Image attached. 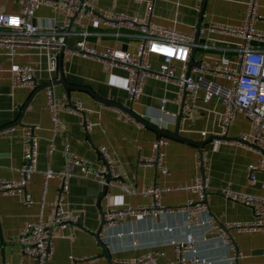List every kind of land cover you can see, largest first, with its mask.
Here are the masks:
<instances>
[{
    "label": "crops",
    "instance_id": "0c3cea01",
    "mask_svg": "<svg viewBox=\"0 0 264 264\" xmlns=\"http://www.w3.org/2000/svg\"><path fill=\"white\" fill-rule=\"evenodd\" d=\"M95 9L104 12L108 20L120 11L127 14L148 18L155 25L173 27L178 31L193 33L197 24L219 22L239 24L242 21L246 0H86ZM21 0H0V11L21 12ZM36 16L54 17L57 22L63 14L48 5H41ZM91 28L97 32L89 38V43L97 47L112 45L132 52L137 42L136 36L115 39L107 32L112 28L104 21H90ZM254 26L264 31V0H258L257 17ZM131 32L130 29H123ZM201 42L210 41V47H197L193 61L217 64L225 52L234 57V46L239 40L222 32L199 34ZM253 45L264 46V42L253 41ZM125 45V47H123ZM227 48V49H226ZM42 48L19 46L17 54L11 56L0 45V128L15 123V130H0V177L18 179L20 167L24 162L22 125L39 127L38 169L28 174V190L34 201L24 203L18 195L0 193V262L8 264H35V259L26 254L20 241V230L28 222L34 221L42 213L44 219L54 215L56 206L52 203L60 180L52 177L45 182V169H66V191L63 192V205L70 212L72 219L65 227H51L53 253L45 264H133L131 261L147 252L163 251L156 256L159 263H167L176 258L174 240L191 231L198 241L199 253L212 260V264H231L230 256L234 247L242 250L244 256L237 264H250L264 258V233L230 229L232 245L225 244L218 235L208 234L206 225H189L186 213L179 210L148 214L144 216H123L110 227L101 226L102 213L108 208L123 206H147L150 196L145 187L151 182L170 189L161 192L159 202L168 206L183 205L196 196L188 185L198 169L194 165V154L201 148L207 156L208 165L204 170L208 178V209L200 215L213 217L220 222L250 221L254 217L253 208L244 202L224 197L220 188L261 193L260 180L264 172L257 173L258 181L248 183L249 167L261 156V151L254 148L242 132L251 130L250 121L242 110H237L235 118L225 133L220 134L217 125V111L223 103L216 98L208 101L197 100L200 107L183 122L173 121L181 111L183 95L177 86L160 78L147 76L143 83V92L131 98L124 86L128 80V70L119 65L100 61L81 54L63 51L54 79L63 74L66 82L74 87H67L62 82H54L52 89L55 97L68 103L79 100L82 110H61L58 114L59 125L55 128L49 108L46 105L45 87L37 88L47 82L45 70L46 58ZM191 56V54H190ZM160 56L150 54V60L157 66ZM31 64L35 66L33 82L13 86L11 68L15 65ZM178 70L180 62L174 61ZM191 73H197L191 70ZM206 76L220 82H229L214 73ZM35 90H37L35 92ZM92 90V92L90 91ZM102 98L123 103L138 114L158 126L174 131L178 128L181 135L195 140H204L209 136H219L202 145L158 134L154 129L138 124L131 115L100 101ZM167 100L162 114L160 99ZM27 103L25 110L24 105ZM163 115L165 120L157 116ZM21 117L19 122L18 119ZM83 120L88 127L85 126ZM8 128V127H7ZM226 136V137H225ZM158 137L168 139L162 149L165 152L167 172L162 173L154 164L142 163L141 158L149 156L156 148ZM237 137L241 138L236 139ZM53 149L49 152L50 146ZM104 144L114 157L113 169L125 171L123 179L131 185L133 191L127 192L118 182L104 187L94 172L106 168L105 161L99 156L97 147ZM71 151L87 160V164L68 162L66 151ZM89 168L92 172L85 174ZM87 173V172H86ZM99 229L95 236L94 232ZM72 256V257H70Z\"/></svg>",
    "mask_w": 264,
    "mask_h": 264
},
{
    "label": "built area",
    "instance_id": "2783aa9c",
    "mask_svg": "<svg viewBox=\"0 0 264 264\" xmlns=\"http://www.w3.org/2000/svg\"><path fill=\"white\" fill-rule=\"evenodd\" d=\"M23 8L21 12L0 11V45L4 46L11 56L16 55L19 46H35L42 48L45 53V70L48 72V80L52 82L54 72L57 69L60 50L73 54H81L100 61H106L113 65H119L128 70V80L124 86L131 98L139 96L143 92V83L147 76L160 78L165 82H172L177 86L178 93L184 99L181 105L180 117H174L173 121L183 122L185 118L192 115L196 108L200 107L197 100L208 101L216 98L223 103V108L217 111V125L220 134L226 132L228 126L235 118L237 110H242L250 121L251 130L242 132L240 136L248 139L254 148L260 150L261 156L249 167L248 183L255 184L258 181L257 173L264 172V46L253 45V41L264 42V31L254 26L257 17L258 0H246L242 21L239 24H224L219 22L203 23L198 28V35L206 32H222L239 40L234 46V57L225 52L220 56L217 64L208 62L190 63L192 47H210V41H194L195 32L185 33L173 27L159 26L151 23L149 19L137 15L127 14L124 11L117 12L112 19L104 17V12L90 6L86 0H21ZM53 7L63 14L60 21L54 17H40L35 11L41 5ZM104 21L112 28L108 35L115 39L125 36H136L135 50L130 52L122 47L107 45L97 47L90 44L89 38L97 34L90 26V21ZM16 22L13 23L12 21ZM131 32H124L123 29ZM227 49V48H226ZM150 54L161 57L157 66L150 60ZM179 61L180 70L174 64ZM191 70L197 74L191 73ZM35 66L31 64L15 65L11 68L13 86H21L35 80ZM211 72L225 78L229 83L222 84L206 76ZM46 105L50 110L55 128L59 125V112L61 110L79 111L84 107L79 100L68 103L64 99L55 97L52 84L45 88ZM254 97V98H253ZM166 98L162 97L161 113H167L163 109ZM117 108V107H116ZM120 109V108H118ZM157 116L159 120H165L163 115ZM86 127L89 126L83 120ZM140 125L141 122L137 121ZM39 125H22L24 162L20 167L18 179H7L0 177V193L18 195L24 203L34 201L32 193L28 190V174L38 169V134ZM17 125L13 124L4 130H15ZM219 136L214 141H219ZM166 137H158L155 141L156 148L141 161L145 164H154L160 168L162 173L167 172L165 152L162 147L167 144ZM53 149L51 144L49 152ZM99 156L105 161L106 168L95 171L94 177L102 184L110 185L118 182L124 191H133L131 185L124 182L125 171L113 169L114 157L106 145L97 147ZM68 162L76 164H87V160L79 157L71 151H66ZM194 165L198 169L193 180L188 185L176 186L191 187L196 196L188 199L183 205L168 206L159 202L162 191L170 189L169 186H160L151 182L145 187V192L150 196L147 206H123L121 208H108L103 211V227H110L118 222L123 216H144L148 214H159L172 210L186 213V221L189 225H206L208 234L218 235L225 244L232 245L230 229L261 231L264 233V178L260 180L261 193L241 191L227 186L220 188L221 194L233 201L244 202L253 208L254 217L250 221H226L220 222L212 216L204 218L200 215L203 210L208 209L207 189L208 178L204 170L208 165L207 156L201 148L194 154ZM87 172V173H86ZM92 172L89 168L85 174ZM70 172L66 169H45V182L49 178L57 177L60 182L52 203L56 206L53 216L44 219L40 213L34 221L28 222L20 230V241L23 250L35 259V264H45L53 253V238L51 227L58 225L65 227L71 221L70 212L63 205V192L66 191L67 177ZM109 175V177H107ZM197 238L191 231L186 232L182 238L174 240L176 258L164 264H212V260L199 253ZM163 254L159 252H147L134 258L133 264H163L156 261V256ZM242 250L234 247L229 257L231 264H237L242 258ZM72 257V256H70ZM0 264H8L1 261ZM250 264H264V258Z\"/></svg>",
    "mask_w": 264,
    "mask_h": 264
},
{
    "label": "water",
    "instance_id": "95a60500",
    "mask_svg": "<svg viewBox=\"0 0 264 264\" xmlns=\"http://www.w3.org/2000/svg\"><path fill=\"white\" fill-rule=\"evenodd\" d=\"M200 25H201V22H199V23L197 24V27H196L197 30H196V32H195V38H194V41H195V42H197V40H198V28H199ZM123 47H125V45H123ZM195 49H196L195 46H193V47H192V50H191V56H190V63H191V64L195 63V62L193 61V55H194ZM62 53H63V50H60V52H59V60H60V58H61V56H62ZM54 82H62V83L65 84L67 87H74L73 84H70V83L66 82V80H65L64 77H63V74L60 73V77H59L58 79H53L52 82L49 81V82H47V83H45V84L39 86V87L37 88V90L41 89L42 87H45L46 85L53 84ZM37 90H35V92H36ZM90 91L92 92V90H90ZM93 94H94V95H95L100 101H103V102L108 103V104H110V105H112V106H115V107H117V108L122 109L123 111H125L126 113H128L129 115H131V116H132L134 119H136L137 121L141 122L142 124H144L145 126H147V127H149V128L154 129L156 132H158V134H164V135H167V136H170V137H174V138H176V139H180V140H183V141H187V142H190V143H193V144H196V145H202V144L205 143L206 141H208V140H210V139L216 137V135H212V136H209L208 138H206V139H204V140H195V139L188 138V137H186V136L181 135V134L179 133V131H178V128H177L176 130H174V131L166 130V129H164V128L158 126L157 124L150 122V121L147 120L144 116L138 114L137 112H135L134 110H132L131 107H129V106L123 104V103H120V102H116V101H112V100H108V99L102 98L101 96H99V95L96 94L95 92H93ZM27 103H28V102H26V104L24 105V107H23V111L25 110V108H26V106H27ZM178 117H180V114L178 115ZM20 120H21V117L18 119L17 122H19ZM13 124H15V123H12V124L6 126L5 128H7V127H9V126H11V125H13ZM177 124H178V125L180 124V119H178ZM3 129H4V128H0V130H3ZM225 137H226V136H225ZM236 139H240V140H241V138H239V137H237ZM253 146H255V145L253 144ZM262 151L264 152V149H262ZM107 177H109V175H107ZM105 190H106V185H104V187H103V189H102V191H101L100 194L102 195V194L105 192ZM103 223H104V221H103V219H102L100 225L103 226ZM98 233H99V229L96 230V231L94 232L95 236H97Z\"/></svg>",
    "mask_w": 264,
    "mask_h": 264
},
{
    "label": "snow or ice",
    "instance_id": "6c2138e0",
    "mask_svg": "<svg viewBox=\"0 0 264 264\" xmlns=\"http://www.w3.org/2000/svg\"><path fill=\"white\" fill-rule=\"evenodd\" d=\"M12 22H13V23H15L16 21H15V20H13Z\"/></svg>",
    "mask_w": 264,
    "mask_h": 264
},
{
    "label": "clouds",
    "instance_id": "9594fccd",
    "mask_svg": "<svg viewBox=\"0 0 264 264\" xmlns=\"http://www.w3.org/2000/svg\"><path fill=\"white\" fill-rule=\"evenodd\" d=\"M254 98V97H253Z\"/></svg>",
    "mask_w": 264,
    "mask_h": 264
}]
</instances>
